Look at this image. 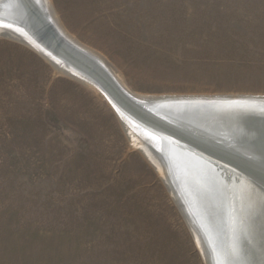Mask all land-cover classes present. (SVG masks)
<instances>
[{"label":"rangeland","instance_id":"rangeland-1","mask_svg":"<svg viewBox=\"0 0 264 264\" xmlns=\"http://www.w3.org/2000/svg\"><path fill=\"white\" fill-rule=\"evenodd\" d=\"M142 94H264V0H51ZM0 264H204L107 100L0 39Z\"/></svg>","mask_w":264,"mask_h":264},{"label":"water","instance_id":"water-1","mask_svg":"<svg viewBox=\"0 0 264 264\" xmlns=\"http://www.w3.org/2000/svg\"><path fill=\"white\" fill-rule=\"evenodd\" d=\"M19 1L31 12L13 16L31 24L36 37L50 45L44 40L49 37L54 51L69 62L87 69L92 65L62 41L56 24L57 29L51 21L40 20L28 4L32 0ZM89 70L124 115L134 114L141 121V133L157 129L153 137L144 136L145 145L165 170V176H158L194 243L195 236L200 240L204 264H264V127H258L263 122L258 119L264 118V98L173 99L177 111L157 113H176L175 123L168 125L154 117L158 109H150L156 105L152 100L130 99L102 70L95 66ZM214 121L246 125L239 132H211ZM237 244L239 255L229 256Z\"/></svg>","mask_w":264,"mask_h":264},{"label":"bare ground","instance_id":"bare-ground-1","mask_svg":"<svg viewBox=\"0 0 264 264\" xmlns=\"http://www.w3.org/2000/svg\"><path fill=\"white\" fill-rule=\"evenodd\" d=\"M29 5H33V9L36 10L37 14L39 15V18L41 21L44 22V19L47 21H51V23L56 28L55 24L58 27L59 33L58 35L61 37L62 41L66 42V44L75 50L76 53H78L85 61L90 62L92 65H88L85 61V65H88V69L84 68L78 64H73L66 60L65 58L61 57L59 53L54 51V47L51 44V39L49 37L44 36L45 41H50V45L43 43L41 37H36L35 31L31 29V24L25 25V22H22L20 19L18 20L15 16V14L31 12L29 7L25 8L23 3L21 1L18 2L16 0V3H12L11 0H0V39H7L11 41H15L17 43H20L35 53H37L40 57L44 59L57 74H63L67 77H70L74 79L75 81H78L82 84H84L86 87H88L91 91H93L95 94L99 95L101 98L107 100L111 108L115 111L117 115V119L119 121V124L121 125L123 132H125L128 142L130 143V146L138 151L142 155H145L148 157V162L154 166L155 172L163 177L165 176V170L163 169L162 165L159 163V161L156 160L155 156L151 153V151L147 148L145 143L148 141L146 140L144 136L153 137L152 135L153 131H156V128L147 129V131L143 130L141 133V121H137L134 117V114L128 113L124 115L123 109L122 111L118 108V105L116 106V103L113 101V99H110L107 94L103 90H107L97 79V77L93 78V75L90 73L89 68L95 66L97 69L99 68L102 70L113 82L116 83V85L122 90V92L126 95V97L130 99H148L152 100L155 106L152 105L150 109L155 110L158 109L157 112H154V117L159 119L160 121H163V123H166L168 125H172L174 122L172 116L176 115L174 112H167V113H161V115L157 114L164 110H173L177 111L174 107L176 106V103L173 99H181V98H209L214 99L217 97H230V98H239V97H257V98H264V94H142L138 93L134 90H132L124 81L122 76L119 74L117 69L110 63L108 60L98 53L97 51L85 46L81 42H79L74 36H72L61 24L57 14L55 13V10L52 6L51 0H32L31 3H28ZM14 8V9H13ZM12 9L14 11H12ZM12 11V13H11ZM57 29V28H56ZM63 37H62V36ZM40 42V43H39ZM44 46H43V45ZM47 45L48 47H45ZM71 60V59H70ZM73 61V60H72ZM74 62V61H73ZM80 70H79V69ZM91 75H90V74ZM102 86H101V85ZM108 91V90H107ZM110 97H112L110 95ZM113 98V97H112ZM179 108V107H177ZM147 110V108H146ZM188 110L191 111V109L188 107ZM156 115V116H155ZM177 117V116H176ZM255 117V116H252ZM132 118V119H131ZM255 119V118H253ZM263 121L262 123H259L260 126L264 127L262 125L264 123V118L258 119ZM214 124L211 125L208 129L211 130V132L215 131H231V132H239L242 130V126L246 124L236 123L237 126L231 125H225L221 124L218 121H214ZM256 126V125H255ZM145 128V127H144ZM207 128V127H206ZM186 129V128H185ZM146 132V133H145ZM144 134V135H143ZM146 136V137H147ZM146 140V141H145ZM153 168V167H152ZM173 174V173H171ZM213 181V180H212ZM211 183V181H209ZM195 242L199 249V252L203 254V248L200 243V240L197 236H195ZM208 264V263H207Z\"/></svg>","mask_w":264,"mask_h":264},{"label":"snow or ice","instance_id":"snow-or-ice-1","mask_svg":"<svg viewBox=\"0 0 264 264\" xmlns=\"http://www.w3.org/2000/svg\"><path fill=\"white\" fill-rule=\"evenodd\" d=\"M239 253H240V249H239V246L237 244L236 246H234L232 249L229 250L228 255L229 256H236V255H239Z\"/></svg>","mask_w":264,"mask_h":264}]
</instances>
